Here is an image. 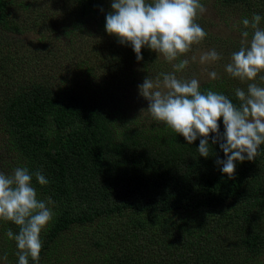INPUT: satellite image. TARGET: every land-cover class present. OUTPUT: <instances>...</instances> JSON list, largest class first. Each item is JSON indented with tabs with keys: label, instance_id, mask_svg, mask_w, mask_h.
Wrapping results in <instances>:
<instances>
[{
	"label": "trees",
	"instance_id": "obj_1",
	"mask_svg": "<svg viewBox=\"0 0 264 264\" xmlns=\"http://www.w3.org/2000/svg\"><path fill=\"white\" fill-rule=\"evenodd\" d=\"M63 1L74 4V16L103 28L110 48L116 41L120 54L151 62L145 37L109 0ZM214 3L241 15L252 44L262 39L264 0ZM16 8H25L22 0H0V38L9 36L13 49L22 44L12 33L27 29ZM14 57L22 56L0 49V147L17 155L19 187H28V200L51 217L38 228L21 207L19 189L0 196L1 247L27 250L23 237L38 232L27 241L36 245L31 254L18 262L44 264L60 241L89 238L97 264H264V128L242 120L248 110L242 92L260 85L248 88L240 83L245 74L238 79L234 72L217 79L219 89L208 85L209 92L189 97L181 122L152 131L117 128L121 114L112 115L104 99L44 76H21L28 66L20 70ZM123 59L113 61L114 69Z\"/></svg>",
	"mask_w": 264,
	"mask_h": 264
},
{
	"label": "rangeland",
	"instance_id": "obj_2",
	"mask_svg": "<svg viewBox=\"0 0 264 264\" xmlns=\"http://www.w3.org/2000/svg\"><path fill=\"white\" fill-rule=\"evenodd\" d=\"M65 2L68 1L22 0L25 8L14 9L17 21L27 25L25 32L12 33L22 45L13 49L14 43L7 36L0 38V49L4 53L19 52L22 57L14 60L20 63V70L28 66L26 75L21 76H44L50 81H60L61 85L80 87L79 90L94 98L104 99L111 106L112 115L121 114L116 119L117 128L129 124L152 131L174 118L181 122L190 108L189 97L209 92L208 85L219 89L217 79L225 76L229 80L236 72L238 79L245 74L240 83L245 81L248 88L254 82L260 85L253 92H242L248 103L242 120L248 126L264 128V34L258 31L262 39L256 38L252 44L250 35L240 27L241 15L221 11L214 0H109L115 13L123 15L126 23L145 37V53L151 62L148 59L142 62L131 54H120L116 41L115 47L110 48L111 36L92 18L74 16L77 13L74 4ZM36 10L39 13L34 17ZM247 18L249 22L251 17ZM71 19L73 24L69 22ZM24 57H29L26 63ZM117 57H124L126 65L114 69L111 64ZM12 74L15 75L13 71ZM91 78L94 80L89 82ZM217 92L210 91L220 107L226 109ZM19 162L14 152L6 154L5 148L0 147V196L9 198L19 189L20 197L26 200L21 207L39 228L47 216L51 218L50 213L38 202L28 200V187H19ZM32 232L35 236L22 239L27 250L23 246L1 247L0 243V264L24 262L26 259L21 263L18 260L27 251L31 254V247L36 246L27 241L38 239V232ZM67 242L60 241L61 249H55L44 264L98 263L89 238ZM260 259L264 262V251Z\"/></svg>",
	"mask_w": 264,
	"mask_h": 264
}]
</instances>
